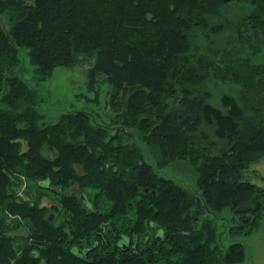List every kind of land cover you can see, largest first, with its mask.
<instances>
[{"label": "trees", "instance_id": "trees-1", "mask_svg": "<svg viewBox=\"0 0 264 264\" xmlns=\"http://www.w3.org/2000/svg\"><path fill=\"white\" fill-rule=\"evenodd\" d=\"M229 1L0 0V264L245 259L241 242L222 253L210 244L209 220L197 221L229 207L234 231L249 234L264 220V187L244 177L264 159V62L240 61L226 44L207 57L192 50L196 29L223 26L209 23ZM234 1L253 4L235 26L238 39L264 52V0ZM20 47L39 80L59 64L91 60L89 87L98 76L110 86L112 126L85 110L40 125L37 91L12 74ZM210 75L239 85L237 97L223 93L212 104L197 86ZM136 137L157 168L174 159L197 167L199 194L160 175ZM22 184L26 199L17 194ZM69 228L75 237L100 230L105 243L86 258L72 254Z\"/></svg>", "mask_w": 264, "mask_h": 264}, {"label": "rangeland", "instance_id": "rangeland-1", "mask_svg": "<svg viewBox=\"0 0 264 264\" xmlns=\"http://www.w3.org/2000/svg\"><path fill=\"white\" fill-rule=\"evenodd\" d=\"M253 4L249 2H237L230 0L222 5L218 12L211 17L210 25L223 24L216 31L208 30L209 28H199L194 31L191 37L193 53L209 55L216 54L222 45L228 47L227 51L231 52L233 57L238 56V60L248 59L251 63H263V50L258 53H251L249 45L238 39L235 26L245 14L249 13ZM5 25L9 22L4 17ZM211 49V51H210ZM221 51V50H220ZM19 61L12 69V74L22 78L31 89L37 91L35 98V109L43 115L38 122L40 125L54 123L59 120L62 113L70 110H85L94 115L96 123L111 127L110 116L112 115L107 99L109 96L110 86L98 76L94 87H89L87 71L92 61L89 59H78L75 64L66 66L59 64L55 66L51 74L43 80H39L35 74V66L30 62L28 49L19 48ZM200 90L211 93L209 101L218 105L219 98L223 93H229L237 97L239 85L229 84L215 79L210 75L204 82L197 85ZM1 97V93H0ZM4 106L0 100V107ZM207 126H205L206 128ZM113 131L112 129L110 130ZM210 137H213L212 131L208 128ZM135 142L140 146L144 156L150 162L160 175L172 178L175 183L187 189L191 193L199 194L196 186L198 176L197 167L192 165L186 159H174L162 167H156L157 156L152 149L145 145L138 137ZM244 177L255 183L257 186L264 187V159L253 162L244 171ZM25 184V183H24ZM24 184L17 191L18 196L26 199L24 194ZM35 190V188H33ZM51 201L46 198L45 204ZM209 220L214 228V238L210 244L218 245L225 252L227 247L233 242H241L245 248V259L233 264H264V220L260 222L257 229L249 234L235 232L233 226L237 224L233 212L229 207L220 212L203 211L198 214V228L202 227L204 221Z\"/></svg>", "mask_w": 264, "mask_h": 264}, {"label": "flooded vegetation", "instance_id": "flooded-vegetation-1", "mask_svg": "<svg viewBox=\"0 0 264 264\" xmlns=\"http://www.w3.org/2000/svg\"><path fill=\"white\" fill-rule=\"evenodd\" d=\"M68 232L70 236H69L68 241L65 242V245L71 251L72 254H75L81 257L86 258L89 250H92L93 247H97L99 243H102V244L105 243L100 230L95 231V233L92 235L87 236V234H84V235H81L80 237H75V235L71 233V228L68 229ZM88 237L91 238L92 243H89L87 241ZM116 238H117V230H116V233L111 237V241L117 240Z\"/></svg>", "mask_w": 264, "mask_h": 264}]
</instances>
